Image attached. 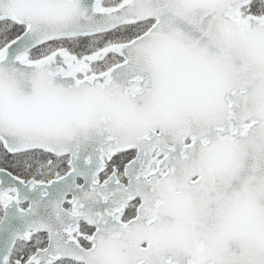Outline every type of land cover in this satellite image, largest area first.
Masks as SVG:
<instances>
[{"label":"snow or ice","instance_id":"1","mask_svg":"<svg viewBox=\"0 0 264 264\" xmlns=\"http://www.w3.org/2000/svg\"><path fill=\"white\" fill-rule=\"evenodd\" d=\"M0 264H264V0H0Z\"/></svg>","mask_w":264,"mask_h":264}]
</instances>
